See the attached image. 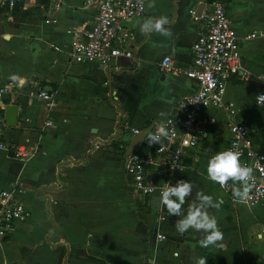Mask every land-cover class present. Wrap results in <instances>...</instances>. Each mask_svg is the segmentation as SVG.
Returning <instances> with one entry per match:
<instances>
[{
    "label": "crops",
    "instance_id": "obj_1",
    "mask_svg": "<svg viewBox=\"0 0 264 264\" xmlns=\"http://www.w3.org/2000/svg\"><path fill=\"white\" fill-rule=\"evenodd\" d=\"M83 1L61 0L49 15L54 0H22L0 12V83L17 84L1 103L2 120L4 107L15 105L17 122L14 128L3 123L0 190L14 189L31 214L0 240V264H195L200 257L207 264H264V200L254 207L230 202L207 176L209 159L229 138L225 105L264 149V111L254 103L264 85V0H215L236 32L241 65L225 84L223 106L202 111L204 135L187 152L178 178L193 184L185 214L197 192L220 202L219 210L208 211L223 232L222 247L208 248L200 247L201 233L180 235L175 223L182 217L169 216L158 198L132 194L121 163L131 132L166 117L194 90L182 73L205 24L192 17L198 3L205 12L211 0H154L152 7L145 0L143 15L126 23L134 34L133 59L108 66L68 60L72 37L94 18ZM160 17L168 18L170 37L141 32L145 19ZM164 56L179 73L158 72ZM107 68L117 72L110 81ZM38 90L55 92L50 112L35 98ZM17 147L24 160L13 156ZM156 233L164 240L155 242Z\"/></svg>",
    "mask_w": 264,
    "mask_h": 264
},
{
    "label": "built area",
    "instance_id": "obj_2",
    "mask_svg": "<svg viewBox=\"0 0 264 264\" xmlns=\"http://www.w3.org/2000/svg\"><path fill=\"white\" fill-rule=\"evenodd\" d=\"M61 0H54L49 15ZM22 0H0V12L11 11ZM145 0H84L83 6L94 10V18L86 30L76 33L70 41L68 60L75 64L97 62L108 66L120 58L133 59L132 43L134 34L126 23L139 18L144 13ZM204 20V31L190 45L191 64L182 74L194 82V90L180 97L170 113L151 126L149 132L155 133L163 122L168 136L161 144L149 146L142 142L128 156L122 159L121 167L132 194L142 197H156L160 200L161 191L166 183L175 185L184 170V159L188 151H193L204 135L201 113L206 109L223 106L225 84L240 69V55L237 36L221 3L211 0L200 16ZM194 16L192 19L195 20ZM45 21V23H47ZM251 33L245 39L253 38ZM158 72L179 73L173 61L164 56L158 62ZM16 83H0V150H6L2 138L3 120L1 117L2 100L11 93ZM35 98L50 112L55 104V92L38 90ZM254 103L264 111V85L255 94ZM226 115L229 138L224 150L239 153L242 164L253 168L254 182L245 201H237L232 195V181L226 188H219L230 202H242L249 207L259 205L264 200V149L254 146L252 130L238 121L231 105L223 106ZM209 123L214 119L209 118ZM45 122L44 126H50ZM139 132L133 130L131 135ZM15 158L24 160L25 152L17 147ZM14 189L0 190V240L11 232L15 222L30 218L31 214L14 198ZM155 242L164 240L161 233L155 234ZM264 260V255H262Z\"/></svg>",
    "mask_w": 264,
    "mask_h": 264
},
{
    "label": "clouds",
    "instance_id": "obj_3",
    "mask_svg": "<svg viewBox=\"0 0 264 264\" xmlns=\"http://www.w3.org/2000/svg\"><path fill=\"white\" fill-rule=\"evenodd\" d=\"M152 6H154V0L149 4V7ZM168 23L167 17L148 18L140 25V30L145 34L156 32L167 38L172 35L170 29L166 27ZM13 79L15 80L17 77H13ZM160 115L164 116V113ZM144 133L143 138L147 137L145 140L149 146L161 144L162 140L168 136V131L163 122L155 133ZM207 176L209 180L221 188H226L229 181L239 185V187L232 189V195L237 201L248 199L254 182L253 168L242 164L239 153L231 150L220 151L211 156L207 164ZM166 185L160 193V204L165 206L169 216L182 217L175 223L176 231L180 235L189 230L201 233L202 239H200L199 244L202 248L222 247L220 242L223 240V232L218 227L216 217L210 215L208 211L209 208L219 210L220 202L214 201L211 195L197 192L195 200L185 214L183 205L187 203V198L192 195V182L181 179L175 185L171 183H166ZM175 255L178 257L179 253ZM195 264H207V258H197Z\"/></svg>",
    "mask_w": 264,
    "mask_h": 264
},
{
    "label": "water",
    "instance_id": "obj_4",
    "mask_svg": "<svg viewBox=\"0 0 264 264\" xmlns=\"http://www.w3.org/2000/svg\"><path fill=\"white\" fill-rule=\"evenodd\" d=\"M204 7V3L200 2L198 3V6L196 8V11L194 12V16L195 17H199L202 10ZM107 75V79L110 81V76L109 74H117V72L115 70H113L112 68H107L104 71ZM108 85L110 86V82L108 83ZM3 123L4 126L7 128H14L16 126V122H17V110H16V106L15 105H7L4 107L3 109ZM151 129V125L142 130L141 132H139L136 135H133L132 137H130L127 142H126V146L123 152V156L126 157L128 156L132 151H134V149L142 142L143 140V135L145 134L144 132H149ZM122 134L121 131H119L118 135L113 136L114 139L119 140L120 135Z\"/></svg>",
    "mask_w": 264,
    "mask_h": 264
},
{
    "label": "trees",
    "instance_id": "obj_5",
    "mask_svg": "<svg viewBox=\"0 0 264 264\" xmlns=\"http://www.w3.org/2000/svg\"><path fill=\"white\" fill-rule=\"evenodd\" d=\"M19 4V3H18ZM16 8L18 7V5L15 6Z\"/></svg>",
    "mask_w": 264,
    "mask_h": 264
},
{
    "label": "rangeland",
    "instance_id": "obj_6",
    "mask_svg": "<svg viewBox=\"0 0 264 264\" xmlns=\"http://www.w3.org/2000/svg\"><path fill=\"white\" fill-rule=\"evenodd\" d=\"M16 193H18V192H16Z\"/></svg>",
    "mask_w": 264,
    "mask_h": 264
}]
</instances>
